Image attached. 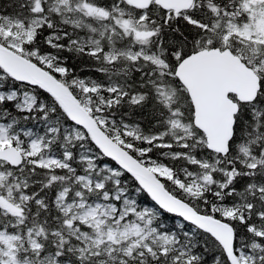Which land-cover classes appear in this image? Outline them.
Instances as JSON below:
<instances>
[{
    "label": "snow or ice",
    "instance_id": "snow-or-ice-1",
    "mask_svg": "<svg viewBox=\"0 0 264 264\" xmlns=\"http://www.w3.org/2000/svg\"><path fill=\"white\" fill-rule=\"evenodd\" d=\"M0 264H264V0L0 9Z\"/></svg>",
    "mask_w": 264,
    "mask_h": 264
},
{
    "label": "trees",
    "instance_id": "trees-1",
    "mask_svg": "<svg viewBox=\"0 0 264 264\" xmlns=\"http://www.w3.org/2000/svg\"><path fill=\"white\" fill-rule=\"evenodd\" d=\"M9 3H10V0H0V9L4 8ZM10 10L11 9H9V11Z\"/></svg>",
    "mask_w": 264,
    "mask_h": 264
}]
</instances>
